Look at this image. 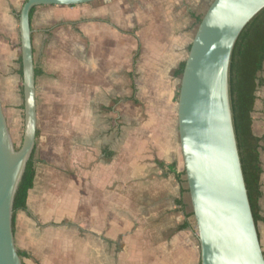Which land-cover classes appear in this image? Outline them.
<instances>
[{"label":"crops","instance_id":"crops-1","mask_svg":"<svg viewBox=\"0 0 264 264\" xmlns=\"http://www.w3.org/2000/svg\"><path fill=\"white\" fill-rule=\"evenodd\" d=\"M24 1L0 0V87L16 108V14ZM212 1L99 0L34 10L41 144L26 209L14 216L22 264H200L185 218V176L177 177L184 170L175 72ZM251 116L261 140L256 228L264 256V85Z\"/></svg>","mask_w":264,"mask_h":264},{"label":"water","instance_id":"water-1","mask_svg":"<svg viewBox=\"0 0 264 264\" xmlns=\"http://www.w3.org/2000/svg\"><path fill=\"white\" fill-rule=\"evenodd\" d=\"M98 0H26L18 16L23 135L15 148L0 102V264H22L14 243V200L36 143V77L30 13ZM264 0H213L197 26L180 79L177 127L200 264H264L243 177L229 94L238 37Z\"/></svg>","mask_w":264,"mask_h":264},{"label":"trees","instance_id":"trees-1","mask_svg":"<svg viewBox=\"0 0 264 264\" xmlns=\"http://www.w3.org/2000/svg\"><path fill=\"white\" fill-rule=\"evenodd\" d=\"M35 9L30 13V18ZM19 16V14H18ZM17 16V17H18ZM201 18L198 19V24ZM21 65V59H19ZM264 65V9L255 16L243 29L234 46L229 67V94L233 114V125L236 135L239 157L242 166L243 177L246 185L251 212L255 224L261 221L259 199L261 197L259 180L261 167L259 162V150L261 140L252 132V113L254 111L257 88L264 85L259 74ZM185 62L181 63L175 72V76L181 79ZM20 76L22 70L20 69ZM39 72L35 69V77ZM22 91V90H21ZM22 93V92H21ZM23 109V106H22ZM37 137V134H36ZM35 148L26 165V169L17 191L13 205L12 227L17 211L26 209L28 192L33 188L35 177ZM184 171L178 175V179L184 176ZM188 193V190H185ZM182 205V204H180ZM193 217L192 212L185 218ZM185 223L182 228H188ZM20 258L23 254L18 252Z\"/></svg>","mask_w":264,"mask_h":264},{"label":"rangeland","instance_id":"rangeland-1","mask_svg":"<svg viewBox=\"0 0 264 264\" xmlns=\"http://www.w3.org/2000/svg\"><path fill=\"white\" fill-rule=\"evenodd\" d=\"M99 1V0H98ZM25 2V1H24ZM21 10V9H20ZM20 12V11H19ZM18 14H16V21H18ZM198 26V23L196 24V27ZM38 53V52H36ZM37 61H38V57H37ZM179 79V78H178ZM179 83H180V79H179ZM18 90H19V95H20V99L22 100V84L20 82V85L18 87ZM0 97L2 99V109H3V112H4V116H5V119H6V123H7V127H8V130H9V133H10V136H11V139H12V142L15 146L16 149H18L21 145V141H22V135H23V109H22V106H23V101L20 102V107H15L13 105L10 104V102L8 101L7 98H5V95H4V91L3 89L0 87ZM177 103V98H176V102L175 104ZM41 131H39L40 133ZM40 140H39V137L36 139V147L38 146V149L35 150V155H34V158L36 159L39 155V148H40ZM187 211L189 213L192 212L191 210V206H190V200H189V197H188V200H187ZM191 224H192V237H193V240H194V248H195V252L197 254L198 252V248H197V237H196V234H197V229H196V225H195V222H194V219L193 217H191ZM195 264H198V261L196 260L195 261Z\"/></svg>","mask_w":264,"mask_h":264}]
</instances>
